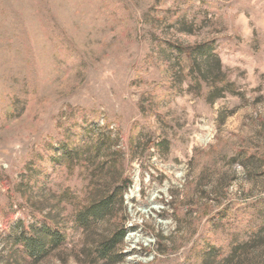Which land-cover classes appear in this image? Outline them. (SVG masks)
Returning a JSON list of instances; mask_svg holds the SVG:
<instances>
[{
	"label": "rangeland",
	"instance_id": "obj_1",
	"mask_svg": "<svg viewBox=\"0 0 264 264\" xmlns=\"http://www.w3.org/2000/svg\"><path fill=\"white\" fill-rule=\"evenodd\" d=\"M189 1L0 0V264H32L16 245L43 222L65 241L39 264H87L113 228L126 230L119 264H194L263 222L264 0ZM179 12L192 35L163 28ZM161 29L214 41L241 97L208 103L185 84L164 96ZM81 126L113 140L131 182L117 217L87 234L74 217L93 170L57 149Z\"/></svg>",
	"mask_w": 264,
	"mask_h": 264
},
{
	"label": "trees",
	"instance_id": "obj_2",
	"mask_svg": "<svg viewBox=\"0 0 264 264\" xmlns=\"http://www.w3.org/2000/svg\"><path fill=\"white\" fill-rule=\"evenodd\" d=\"M199 1L202 4L206 2ZM163 22V28L175 27L179 34L184 35H192L195 26L187 22L181 12L175 13ZM162 31L163 29L159 31L158 36L154 33L153 46L157 60L169 78L164 96L168 97L185 84L198 96L204 91L203 97L208 103H213L225 94L241 97L222 71L214 41L206 40L183 45L161 38ZM71 138L57 147L67 166L91 167L93 170L90 172L92 186L90 192L93 193V197L74 217L76 227L87 234L117 217L116 207L123 205V196L130 188L131 182L126 173H123L120 152L112 151L113 140L103 134L91 135L87 126L76 128ZM55 156L57 153L53 151L51 160ZM108 172L112 175L111 180L103 181V174ZM95 174L99 176L95 177ZM26 176L31 178V171ZM35 181L36 179L30 180L32 184H35ZM260 212L263 222L249 227L245 233V240L232 241L225 251L215 244H207L206 248L195 256L194 264H264V199L260 202ZM27 234L28 237L26 234H20L22 240L16 247L21 248V253L28 257L32 264L41 263L50 252L57 250L65 241V237L51 223L43 222L41 227L33 232L29 230ZM125 236L124 228H113L99 239H92L87 264L122 262L120 249Z\"/></svg>",
	"mask_w": 264,
	"mask_h": 264
}]
</instances>
